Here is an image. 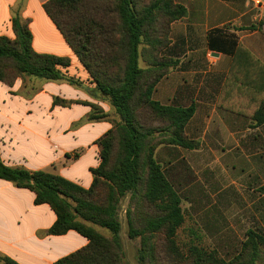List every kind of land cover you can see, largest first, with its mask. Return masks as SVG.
<instances>
[{
  "label": "crops",
  "instance_id": "crops-1",
  "mask_svg": "<svg viewBox=\"0 0 264 264\" xmlns=\"http://www.w3.org/2000/svg\"><path fill=\"white\" fill-rule=\"evenodd\" d=\"M48 1L0 0V37L16 39L13 19L19 17L28 23L36 53L70 59L69 66L59 68L62 80L0 81V160L9 168L61 176L87 190L92 170L101 164L98 141L114 124L94 117L93 107L107 115L115 110L47 15ZM175 3L187 12L170 27L166 56L176 65L157 83L153 99L163 106L195 107L185 127L191 140L230 139L238 148L246 136L264 139V125L256 126L253 117L264 105V0ZM177 149L164 145L158 151H165L161 156L172 165L170 152ZM35 198L33 191L0 179V258L55 264L89 244L74 230L50 235L57 216Z\"/></svg>",
  "mask_w": 264,
  "mask_h": 264
},
{
  "label": "trees",
  "instance_id": "trees-1",
  "mask_svg": "<svg viewBox=\"0 0 264 264\" xmlns=\"http://www.w3.org/2000/svg\"><path fill=\"white\" fill-rule=\"evenodd\" d=\"M44 9L121 120L98 141L101 164L92 170L94 181L87 190L45 171L9 168L1 160L0 179L33 191L37 205H50L57 216L50 235L74 230L89 240L85 248L55 264H124L117 217L121 198L129 195L132 201L159 209L164 214L147 218L144 229L135 225L143 221L140 214L137 219L128 217V237L140 238V260L145 261L153 253L151 237L164 230L174 246L177 229L184 222L182 198L156 152L164 145L196 149L194 141L185 134L195 107L163 106L153 99L157 83L176 65L163 51L170 45L171 25L186 16V9L173 0H49ZM13 29L15 40L0 37L1 82L13 85L24 76L64 79L59 68L69 66V58L36 53L28 23L19 17L13 19ZM140 57L145 58L147 69L139 66ZM143 111L164 124L158 131L161 140H153L152 129L143 122ZM253 117L256 126L264 125V105ZM165 133L169 136L163 139ZM261 192L264 194V187ZM87 222L109 229L113 237H105ZM261 249L264 232L250 230L239 258L245 264H258ZM190 253L196 264L214 259L197 247ZM0 260L17 264L7 257Z\"/></svg>",
  "mask_w": 264,
  "mask_h": 264
},
{
  "label": "rangeland",
  "instance_id": "rangeland-1",
  "mask_svg": "<svg viewBox=\"0 0 264 264\" xmlns=\"http://www.w3.org/2000/svg\"><path fill=\"white\" fill-rule=\"evenodd\" d=\"M140 1L144 3L147 0ZM168 48L163 51L165 57ZM139 66L148 68L145 58H139ZM69 81L76 82L74 79ZM96 87L99 90L97 83ZM93 110L94 117H108L114 121L113 126L121 120L115 108L113 115L103 113L98 106ZM143 122L152 129L154 141L162 139L158 131L164 124L145 111ZM162 136L163 139L168 138L169 134ZM192 141L196 149L168 151L173 155L172 165L161 156L165 151L158 149V154L156 152L157 160L163 163V170L182 198L184 222L177 229L174 246L168 242L166 232L159 231L151 237L152 256L145 261L140 260L141 240L128 237V217L137 219V213L140 214L143 221L135 225L144 229L147 218L161 216L164 212L137 200L132 201L129 195H125L117 208L124 264H196V258L190 253L195 247L214 256L216 261L212 258L206 264H245L239 255L247 232H264V194L261 192L264 187V139L246 136L241 140L242 147L238 148L232 145L235 140L230 139ZM77 221L83 222L81 218ZM86 225L107 238L113 237L107 228L89 222ZM261 250L258 264L264 261V249Z\"/></svg>",
  "mask_w": 264,
  "mask_h": 264
}]
</instances>
